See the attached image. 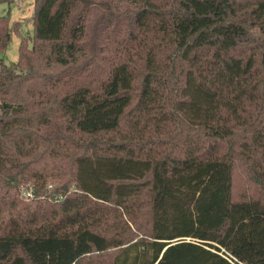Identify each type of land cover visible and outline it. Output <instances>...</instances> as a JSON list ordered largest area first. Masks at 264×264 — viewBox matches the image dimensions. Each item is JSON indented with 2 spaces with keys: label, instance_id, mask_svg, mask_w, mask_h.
<instances>
[{
  "label": "trees",
  "instance_id": "16d2710c",
  "mask_svg": "<svg viewBox=\"0 0 264 264\" xmlns=\"http://www.w3.org/2000/svg\"><path fill=\"white\" fill-rule=\"evenodd\" d=\"M31 25L0 61V264H264V0H33Z\"/></svg>",
  "mask_w": 264,
  "mask_h": 264
},
{
  "label": "rangeland",
  "instance_id": "374dc122",
  "mask_svg": "<svg viewBox=\"0 0 264 264\" xmlns=\"http://www.w3.org/2000/svg\"><path fill=\"white\" fill-rule=\"evenodd\" d=\"M95 7V6H93ZM92 9V8H91ZM33 10V0H2L0 1V14L6 15L7 27L9 29V40L6 47L0 52V61L4 62L10 69L18 71L16 64L17 59V44L20 37H23L30 45L32 25L31 14ZM241 182V181H240ZM27 184L32 185L31 181H26L18 184V189L21 190ZM22 197V196H21ZM23 198V197H22ZM133 229V226H131ZM93 241L95 246L102 248V241L88 233H82L78 239L76 254L87 252L89 250V241Z\"/></svg>",
  "mask_w": 264,
  "mask_h": 264
},
{
  "label": "built area",
  "instance_id": "2783aa9c",
  "mask_svg": "<svg viewBox=\"0 0 264 264\" xmlns=\"http://www.w3.org/2000/svg\"><path fill=\"white\" fill-rule=\"evenodd\" d=\"M20 195L23 197V198H29L32 196V185H28L25 186L23 189L20 190Z\"/></svg>",
  "mask_w": 264,
  "mask_h": 264
}]
</instances>
